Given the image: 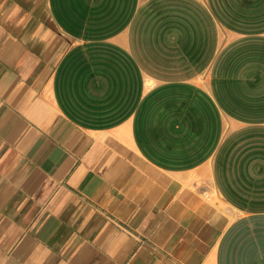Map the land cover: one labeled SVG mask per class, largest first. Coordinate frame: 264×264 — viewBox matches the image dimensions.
Instances as JSON below:
<instances>
[{
  "label": "crops",
  "instance_id": "obj_1",
  "mask_svg": "<svg viewBox=\"0 0 264 264\" xmlns=\"http://www.w3.org/2000/svg\"><path fill=\"white\" fill-rule=\"evenodd\" d=\"M0 264H264V0H0Z\"/></svg>",
  "mask_w": 264,
  "mask_h": 264
}]
</instances>
